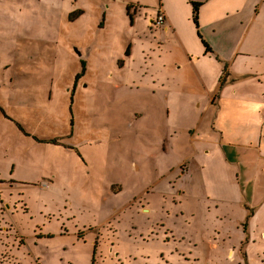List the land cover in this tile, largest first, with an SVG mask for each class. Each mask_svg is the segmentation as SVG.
I'll return each instance as SVG.
<instances>
[{"label": "rangeland", "instance_id": "1", "mask_svg": "<svg viewBox=\"0 0 264 264\" xmlns=\"http://www.w3.org/2000/svg\"><path fill=\"white\" fill-rule=\"evenodd\" d=\"M193 1L0 0V264H264V0Z\"/></svg>", "mask_w": 264, "mask_h": 264}, {"label": "crops", "instance_id": "2", "mask_svg": "<svg viewBox=\"0 0 264 264\" xmlns=\"http://www.w3.org/2000/svg\"><path fill=\"white\" fill-rule=\"evenodd\" d=\"M190 1H193V0H190ZM196 2H199V1H196ZM133 3L135 2H131L130 4H133ZM136 4L140 5V2L137 1ZM160 10L162 11V13L166 15V22L165 24H163V27L165 26V29L169 31V29L173 25L174 14L173 12L165 8L163 9L160 8ZM159 11H158V14H159ZM156 19H154L153 22H156ZM217 40L219 41V43L216 46L215 50H216V57H218V60L215 61L213 57L211 58L213 66H210L207 59L204 58L206 56L200 55L198 53L195 54L194 52H190L189 54L187 53V56H188L187 65L194 67V68L196 67L201 71V74L198 72L199 73L198 81L200 84L204 85V89L200 93L203 92V97H208L210 95L208 106L210 109H213V112L215 113V116H214L215 118L217 117L221 118L222 125H219V126L211 125L212 129L214 130L216 134H214L212 139L207 140L204 143L209 145L210 151L214 150L212 151V154L216 152V156H217V154H219L220 152L222 155L224 154V157H226V140H225L226 95H224V92H226V74H228L229 72L228 68H226V51H225L226 50V32H223L222 40H219L218 38ZM201 59L205 60L206 62H203L202 64H200ZM208 68H209V72H208ZM213 89L215 91L211 93ZM198 106L200 108L203 105L202 103H199ZM257 125L262 126L261 133H260V137H261L262 135H264V116L260 117L259 124ZM218 136H222L221 140H218V138H216ZM254 141L255 140H253L251 143H254ZM192 142L195 145L196 140ZM217 157L221 158L219 156ZM136 166H137V169L140 168V165L138 163L136 164ZM239 171H238L239 173H237V177L240 183L241 181H246V183L248 184L250 183L253 184V182H257V183H254L255 194H257L258 181L256 180L255 175L254 176L251 175L252 170L250 169L248 163L243 164ZM262 188L264 189V187ZM255 194L251 198L250 196H248L249 201L251 200L252 203L259 201L264 196L263 195L262 197L258 198Z\"/></svg>", "mask_w": 264, "mask_h": 264}, {"label": "trees", "instance_id": "3", "mask_svg": "<svg viewBox=\"0 0 264 264\" xmlns=\"http://www.w3.org/2000/svg\"><path fill=\"white\" fill-rule=\"evenodd\" d=\"M190 2H192V5L194 6V10L196 11V14H195V17H194V21H195V23L196 24H199L200 22L198 21L199 20V15H200V6L203 4L202 2H196V1H190ZM128 9H130V7H128ZM80 12H82V11H79V13ZM203 43H204V45H205V47H206V50L207 51H212V49H211V47H210V45H209V43L208 42H206L205 40H203ZM83 64L85 65V61H83ZM78 75V74H77ZM79 76H81V75H79ZM78 77V76H77ZM15 122V121H14ZM16 123V125H17V127L19 128V129H21L22 131H23V129L21 128V126L17 123V122H15ZM24 132V131H23ZM45 142L46 143H52V144H59V145H63V146H65V147H67V148H73L72 146H68V145H65V143H63V141H62V138H60V137H58V138H55V139H52V140H45ZM0 232H1V230H0Z\"/></svg>", "mask_w": 264, "mask_h": 264}, {"label": "built area", "instance_id": "4", "mask_svg": "<svg viewBox=\"0 0 264 264\" xmlns=\"http://www.w3.org/2000/svg\"><path fill=\"white\" fill-rule=\"evenodd\" d=\"M166 22V15L164 13H162V11H159L158 17L156 19V23H158L159 25L165 24Z\"/></svg>", "mask_w": 264, "mask_h": 264}, {"label": "flooded vegetation", "instance_id": "5", "mask_svg": "<svg viewBox=\"0 0 264 264\" xmlns=\"http://www.w3.org/2000/svg\"><path fill=\"white\" fill-rule=\"evenodd\" d=\"M83 66H84V64H83ZM78 76V77H77ZM75 77H76V88L78 87V85H79V82L81 81V78H82V75L81 76H79V75H75ZM73 147V146H72ZM96 247H97V245H96Z\"/></svg>", "mask_w": 264, "mask_h": 264}, {"label": "water", "instance_id": "6", "mask_svg": "<svg viewBox=\"0 0 264 264\" xmlns=\"http://www.w3.org/2000/svg\"><path fill=\"white\" fill-rule=\"evenodd\" d=\"M80 57H82V52L78 48H74ZM84 87H88V84H84Z\"/></svg>", "mask_w": 264, "mask_h": 264}]
</instances>
